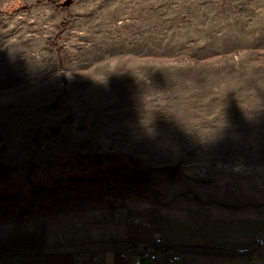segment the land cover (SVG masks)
Segmentation results:
<instances>
[{"label":"rangeland","instance_id":"1","mask_svg":"<svg viewBox=\"0 0 264 264\" xmlns=\"http://www.w3.org/2000/svg\"><path fill=\"white\" fill-rule=\"evenodd\" d=\"M239 186L264 203V0H0V223Z\"/></svg>","mask_w":264,"mask_h":264},{"label":"crops","instance_id":"2","mask_svg":"<svg viewBox=\"0 0 264 264\" xmlns=\"http://www.w3.org/2000/svg\"><path fill=\"white\" fill-rule=\"evenodd\" d=\"M222 190V191H221ZM202 202L239 205L224 209L179 200L166 204L144 197L111 202L94 212L5 219L0 223V264H132L118 251L161 237L181 255L178 264H251L264 256V207L246 202L238 188L194 187ZM259 237L262 248L254 244Z\"/></svg>","mask_w":264,"mask_h":264},{"label":"built area","instance_id":"3","mask_svg":"<svg viewBox=\"0 0 264 264\" xmlns=\"http://www.w3.org/2000/svg\"><path fill=\"white\" fill-rule=\"evenodd\" d=\"M245 167L247 168L246 162L239 159L233 163L215 162L211 165L204 164L200 168L186 170L184 174L187 173L197 178H204L211 172L221 171L240 174L241 170L246 169ZM248 169L247 171H252L254 167ZM254 244L258 248H262V241L259 237L254 239ZM117 255L124 263L131 262L132 264H178L182 261L181 255L166 246L159 236L146 243L126 245L118 251Z\"/></svg>","mask_w":264,"mask_h":264},{"label":"trees","instance_id":"4","mask_svg":"<svg viewBox=\"0 0 264 264\" xmlns=\"http://www.w3.org/2000/svg\"><path fill=\"white\" fill-rule=\"evenodd\" d=\"M106 159V158H105ZM107 161L109 162V166L107 165V169H103V170H99L97 172V178L94 179L93 183H102V182H112V183H119V184H124L123 185L125 188H130L132 189V186L134 184H132L133 181L135 180H143L146 177V172L145 171H139L137 170L135 167L132 168L133 163H130L131 165V169H129L127 171V173L125 175H121L119 174V168L117 166H112L113 164V160L111 159H107ZM99 161L98 163H96V165H99ZM71 176L68 178L69 180H72V183H77V185H81V179H77V174L76 173H72L70 174ZM122 187V186H121Z\"/></svg>","mask_w":264,"mask_h":264},{"label":"water","instance_id":"5","mask_svg":"<svg viewBox=\"0 0 264 264\" xmlns=\"http://www.w3.org/2000/svg\"><path fill=\"white\" fill-rule=\"evenodd\" d=\"M194 199H196L200 204H203V205L214 204V205H217V206L222 207L224 209H239V208H241V206H239V205L225 204V203L215 202V201L202 202L201 200H199L197 198H194ZM250 206L254 207V208H261V207H264V204H261V203L250 204Z\"/></svg>","mask_w":264,"mask_h":264}]
</instances>
